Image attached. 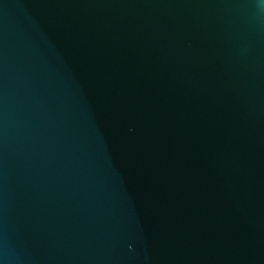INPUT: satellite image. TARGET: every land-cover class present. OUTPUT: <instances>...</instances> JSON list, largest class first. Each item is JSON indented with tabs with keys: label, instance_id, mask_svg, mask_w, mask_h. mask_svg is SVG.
I'll return each instance as SVG.
<instances>
[{
	"label": "water",
	"instance_id": "95a60500",
	"mask_svg": "<svg viewBox=\"0 0 264 264\" xmlns=\"http://www.w3.org/2000/svg\"><path fill=\"white\" fill-rule=\"evenodd\" d=\"M0 264H264L260 0H0Z\"/></svg>",
	"mask_w": 264,
	"mask_h": 264
},
{
	"label": "clouds",
	"instance_id": "9594fccd",
	"mask_svg": "<svg viewBox=\"0 0 264 264\" xmlns=\"http://www.w3.org/2000/svg\"><path fill=\"white\" fill-rule=\"evenodd\" d=\"M261 6H264V0H260Z\"/></svg>",
	"mask_w": 264,
	"mask_h": 264
}]
</instances>
